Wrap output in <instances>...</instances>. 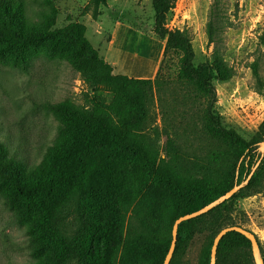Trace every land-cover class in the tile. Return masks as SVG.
<instances>
[{
	"label": "trees",
	"instance_id": "trees-1",
	"mask_svg": "<svg viewBox=\"0 0 264 264\" xmlns=\"http://www.w3.org/2000/svg\"><path fill=\"white\" fill-rule=\"evenodd\" d=\"M171 1L151 0L154 32L165 39L163 56L176 59V79L189 87L194 101L200 102L204 134L218 144L200 161L179 162L174 153L168 162L162 158L157 162L155 149L143 134L147 101L155 81L114 74L78 22L52 28L51 21L46 27L22 33L9 2L0 0V58L18 56L38 42L69 45L73 48L72 63L83 76L93 86L109 87L114 94L107 104L97 103L66 121L64 129L69 130L50 154L53 163L27 168L0 142V191L6 194L5 204L14 222L30 228L32 264H112L117 258V264H162L174 220L242 182L258 161L264 117L251 140L221 124L213 111L216 99L212 80L230 78L231 69L216 52L212 65L193 63L187 32L166 26ZM213 30L210 20V39ZM253 73H257L255 68ZM263 177L264 154L239 191L178 225L169 264H179L180 251L193 234L215 223L197 262L209 264L215 235L226 226L238 225L227 218L231 201L249 195ZM215 264H255L250 241L238 232H227L217 245Z\"/></svg>",
	"mask_w": 264,
	"mask_h": 264
},
{
	"label": "rangeland",
	"instance_id": "rangeland-1",
	"mask_svg": "<svg viewBox=\"0 0 264 264\" xmlns=\"http://www.w3.org/2000/svg\"><path fill=\"white\" fill-rule=\"evenodd\" d=\"M7 1L22 33L46 27L51 21L52 28L75 21L84 27L85 37L104 59L103 50L115 33V54L124 68L120 73L155 81L143 134L154 147L157 162L161 158L168 162L174 153L179 162L200 161L217 149L218 144L201 128L200 102L176 79V59L163 56L165 39L154 32L151 0H106L103 4L97 0ZM171 2L166 26L187 32L193 63L212 65L216 52L231 69L230 78L212 80L213 111L223 126L251 140L264 117V0ZM210 20L214 26L211 39ZM72 50L69 45L38 42L18 56L0 58V142L27 168L53 163L50 154L69 130L64 129L66 121L114 97L112 89L93 86L83 76L72 63ZM5 199L1 190L0 264H32L30 228L14 222ZM131 215L132 210L127 219ZM227 218L255 234L264 258V177L249 195L231 201ZM213 225H204L193 234L180 251L179 264H197ZM117 259L112 264H117Z\"/></svg>",
	"mask_w": 264,
	"mask_h": 264
},
{
	"label": "water",
	"instance_id": "water-1",
	"mask_svg": "<svg viewBox=\"0 0 264 264\" xmlns=\"http://www.w3.org/2000/svg\"><path fill=\"white\" fill-rule=\"evenodd\" d=\"M258 151L260 153V157L258 159V161L256 162V164L251 168L249 174L247 175V177L240 182L239 184H235L231 189H229L227 192H225L224 194L220 195L218 198H216L215 200L211 201L210 203H208L207 205L203 206L202 208L184 214L182 216H179L178 218H176L173 222L172 225V229H171V241H170V246L169 249L167 251V254L164 258V261L162 264H169L170 259L172 257L174 248H175V243H176V239H177V229H178V225L183 222L186 221L188 219L194 218L196 216H199L203 213H206L207 211H209L210 209H212L213 207L217 206L218 204L226 201L227 199H229L233 194H235L237 191H239V189H241L243 186H245L247 184V182L249 181L250 177L252 176V174L254 173L256 167L258 166L263 154H264V139L259 142L258 145ZM231 231H235L238 232L242 235H244L251 244V252L254 258V263L255 264H263V260L260 257V253H259V247H258V242L256 239V236L254 233H252L250 230L242 227V226H238V225H233V226H226L224 228H222L214 237L213 242H212V246H211V250H210V261L209 264H215V257H216V249H217V245L220 241V239L227 233V232H231Z\"/></svg>",
	"mask_w": 264,
	"mask_h": 264
},
{
	"label": "crops",
	"instance_id": "crops-1",
	"mask_svg": "<svg viewBox=\"0 0 264 264\" xmlns=\"http://www.w3.org/2000/svg\"><path fill=\"white\" fill-rule=\"evenodd\" d=\"M114 43H115V33H113L112 40L110 41L108 46L104 48L103 53L105 56V60L112 66L114 73H120L124 71V68L123 65H119V61L115 54L116 47Z\"/></svg>",
	"mask_w": 264,
	"mask_h": 264
}]
</instances>
